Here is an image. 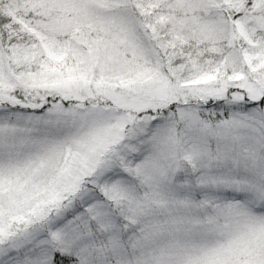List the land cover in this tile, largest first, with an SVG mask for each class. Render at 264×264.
Here are the masks:
<instances>
[{
  "label": "snow or ice",
  "instance_id": "6c2138e0",
  "mask_svg": "<svg viewBox=\"0 0 264 264\" xmlns=\"http://www.w3.org/2000/svg\"><path fill=\"white\" fill-rule=\"evenodd\" d=\"M0 264H264V0H0Z\"/></svg>",
  "mask_w": 264,
  "mask_h": 264
}]
</instances>
